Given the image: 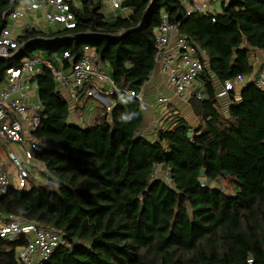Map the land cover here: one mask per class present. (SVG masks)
<instances>
[{"label":"trees","instance_id":"trees-1","mask_svg":"<svg viewBox=\"0 0 264 264\" xmlns=\"http://www.w3.org/2000/svg\"><path fill=\"white\" fill-rule=\"evenodd\" d=\"M12 1L19 4L0 0V30ZM75 1V28L21 35L26 50L0 60V85L27 58L40 54L59 65L68 53L62 61L70 68L89 47L123 92L109 95L113 105H96L91 124L75 122L72 102L52 72L39 68V175L31 174L30 189L12 187L1 196L0 213L64 233L45 264H264V89L249 81L238 98L230 92L226 109L217 98L227 81L254 75L252 53L264 52V0H222L218 13L189 16L195 0H122L129 15L111 20L103 0ZM165 15L179 23L206 68L197 80L202 98L189 100L198 126L172 111L152 140L140 134L143 106L125 91L148 83ZM159 166L171 168L169 182L152 179ZM26 245L24 238H0V264H21Z\"/></svg>","mask_w":264,"mask_h":264},{"label":"built area","instance_id":"built-area-1","mask_svg":"<svg viewBox=\"0 0 264 264\" xmlns=\"http://www.w3.org/2000/svg\"><path fill=\"white\" fill-rule=\"evenodd\" d=\"M104 1V0H103ZM74 5L76 1L72 0ZM122 0H109L112 11L120 15L128 9L122 7ZM212 0L194 3L187 6V16L199 13L207 14ZM42 17L49 27L74 29L76 18L69 0H19L16 6L11 2L9 9L2 15L6 27L0 30V60L17 55L22 45L19 37L29 30L37 29L35 24ZM155 67L148 83L157 71L166 77L168 85L177 95H194L202 98V91H196L194 86L203 74L206 65L198 56L197 49L179 30V23L171 22L165 15L161 24L155 30ZM65 53L59 65H54L44 56L37 54L27 58L21 69H9L3 83L0 85V141L17 145L18 150L6 147V159H0V197L6 195L12 187L28 190L31 187V170L37 165V154L43 150L42 144L35 138L40 125L42 107L39 101H34L31 95L34 78L41 67L49 69L58 86L68 90V100L72 104L80 101L82 96L95 98L106 106L107 99L100 94L97 87L88 88L91 81L105 83L109 86L108 94L122 93L116 88L112 78L99 68L94 61L92 48H84L82 57L70 68H65ZM249 81L264 89V65L252 79L237 76L219 90L218 99L228 98L230 92L237 91ZM147 84L138 90L125 93L146 107L144 92ZM195 88V90H192ZM191 93V94H190ZM168 97L159 98L157 104L168 106ZM173 120V119H171ZM153 180H171V168L159 166L152 175ZM16 182V186L13 185ZM0 238L20 240L24 238L27 245L21 248L18 259L21 264H45L55 251L64 244L65 235L54 227L36 222H29L19 217L0 213ZM253 264V260L248 261Z\"/></svg>","mask_w":264,"mask_h":264},{"label":"crops","instance_id":"crops-1","mask_svg":"<svg viewBox=\"0 0 264 264\" xmlns=\"http://www.w3.org/2000/svg\"><path fill=\"white\" fill-rule=\"evenodd\" d=\"M205 1H209V0H195V3H203ZM215 0H212V3ZM222 0H216V2H220L221 4ZM228 1V0H226ZM215 9L218 8V5L215 4L214 6ZM212 13V12H211ZM124 16L129 15V12L127 11L125 14H123ZM116 17V12L112 11L111 13V18L109 20H111L112 18ZM39 21L36 22L35 26L37 29L39 30H52V29H56V27H49L47 26L46 22L44 21V19L42 17H39ZM252 63L254 66V75H252L251 77H249V79H252V77L256 76L257 73L259 72V70L261 69V67L264 65V52L262 51H257V52H253L252 53ZM106 74H108L105 70V68L102 69ZM109 75V74H108ZM111 77V76H110ZM96 85L95 87H97V89L99 90L100 94H102L103 97H105L107 99V97L109 96L108 91H109V86L106 85L105 83H100ZM195 88L198 89L199 86V82L196 81L194 84ZM1 87V86H0ZM59 89L61 90L63 96L65 98H68V90L60 87ZM31 95L33 97L34 101H38V91L36 88L35 83L32 84V91H31ZM240 95V93L237 94L236 92V98H238ZM144 97H145V103L147 104L146 107L144 108V115H145V123L144 126L142 127L140 134L142 135H146L149 139H154L156 136V131L163 126V122L161 121L165 112L169 109L168 106L170 107H174V110L176 113H178L177 109H182V111L184 112L186 110L187 107L190 108L189 113H187L186 115H180L182 118H184L186 120V122L193 128L197 127L199 124V120L196 118V116L194 115V113L192 112L189 100L190 98L184 97V95H177L174 90L168 85L166 77L164 75H162L159 71L156 72L154 78L148 83L146 90L144 92ZM162 97H168L170 102L168 104V106H166L164 109L160 108V105L157 104V101L159 98ZM99 103L101 104H105L102 103L98 100ZM108 102V100H107ZM221 102V107L223 109H226L227 105H228V98L225 99H220ZM109 103V102H108ZM114 104V102H112V105ZM74 116H75V109H76V105L74 104ZM167 113V112H166ZM191 115L192 117H190L192 119L193 122H195L196 124L194 126L191 125V123L189 122L187 116ZM73 116V117H74ZM75 122H79V121H75ZM162 122V123H161ZM163 128V127H161ZM9 146H5V144L3 142L0 141V159L5 160L6 159V152H7V148ZM15 150H18L15 148Z\"/></svg>","mask_w":264,"mask_h":264},{"label":"rangeland","instance_id":"rangeland-1","mask_svg":"<svg viewBox=\"0 0 264 264\" xmlns=\"http://www.w3.org/2000/svg\"><path fill=\"white\" fill-rule=\"evenodd\" d=\"M215 4L218 5V8L217 9L214 8ZM220 10H221V8H220V2H216V0L213 3H211L209 5V8H208V12L209 13H211V12L212 13H218ZM103 13L106 15L107 19H110L111 18L112 9L110 7L109 0H104L103 1ZM121 13H122V11H118V13H116V14L120 15ZM105 70L109 74V76H111L110 69H108V68L105 67ZM98 84L99 83L96 82V85H98ZM192 90H195V88H193ZM240 91H241V89L238 88L237 91H236L237 94L240 93ZM187 96L188 95H186L184 97H187ZM188 98H190V96H188ZM85 99H87V98H85ZM107 100H108L109 104L112 103V98L110 96L107 97ZM85 104H86V106L83 109L77 111V113L75 114V116L72 118V121L84 122L87 125L88 124H91L92 123V120L94 118L95 106L96 105L106 106L105 104L99 103L98 100L95 99V98L87 99ZM80 105L82 106L83 105V102ZM73 107H74V104H73ZM160 108L161 109H164L165 106H160ZM168 108L169 109L166 111L167 113L165 112V114H164V116H163L162 119L167 118L169 114L171 115L172 110H174V107L168 106ZM176 110H178V114L183 115V113H184V115H186L187 113H189L190 108L187 107L184 112L182 111V109H177L176 108ZM173 117L174 116H171L167 121H164V122L161 120L163 122V126H161V127H166L172 121L171 119H173ZM190 117H192V116L189 114L187 116V118H188L189 122L191 123V125L194 126L196 123L193 122ZM4 144H5V146H9L12 149H15V148L18 149L17 145L11 144L10 142H6ZM31 174L34 175V176H38L39 175V171L37 169H33V170H31ZM42 183H45L44 180H42ZM13 185L16 186V182L15 181H13Z\"/></svg>","mask_w":264,"mask_h":264},{"label":"water","instance_id":"water-1","mask_svg":"<svg viewBox=\"0 0 264 264\" xmlns=\"http://www.w3.org/2000/svg\"><path fill=\"white\" fill-rule=\"evenodd\" d=\"M88 36H92V34L83 35V36H81V37H88ZM102 36H104V35H102ZM104 37H107V36H104ZM25 50H26V45L22 46V47L19 49V51H18V53H17L16 56L21 55ZM189 137H192V134H189ZM224 175H226V173H224ZM204 177H205V171L202 170V171H201V178H204Z\"/></svg>","mask_w":264,"mask_h":264}]
</instances>
